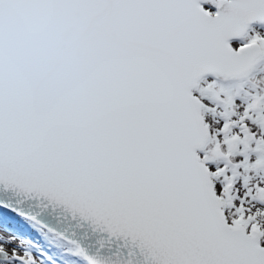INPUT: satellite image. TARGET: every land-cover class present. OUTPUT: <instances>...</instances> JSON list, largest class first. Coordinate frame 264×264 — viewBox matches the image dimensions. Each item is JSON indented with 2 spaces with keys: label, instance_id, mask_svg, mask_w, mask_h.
<instances>
[{
  "label": "snow or ice",
  "instance_id": "1",
  "mask_svg": "<svg viewBox=\"0 0 264 264\" xmlns=\"http://www.w3.org/2000/svg\"><path fill=\"white\" fill-rule=\"evenodd\" d=\"M0 210V264H264V0H0Z\"/></svg>",
  "mask_w": 264,
  "mask_h": 264
},
{
  "label": "trees",
  "instance_id": "2",
  "mask_svg": "<svg viewBox=\"0 0 264 264\" xmlns=\"http://www.w3.org/2000/svg\"><path fill=\"white\" fill-rule=\"evenodd\" d=\"M0 211H3V210H0ZM9 215H11V214H9ZM16 219L19 220L18 217ZM21 231L25 232L26 235H32L33 238H36L34 233H31L30 230L26 229V226L25 227H21Z\"/></svg>",
  "mask_w": 264,
  "mask_h": 264
}]
</instances>
